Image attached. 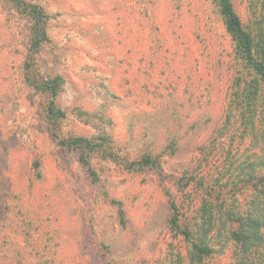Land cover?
<instances>
[{"label": "rangeland", "instance_id": "obj_1", "mask_svg": "<svg viewBox=\"0 0 264 264\" xmlns=\"http://www.w3.org/2000/svg\"><path fill=\"white\" fill-rule=\"evenodd\" d=\"M25 1L47 40L31 52L32 19L0 0V264H235L230 215L264 174V82L217 0ZM232 2L264 58V0ZM76 136L103 144L60 142ZM184 231L212 248L202 262Z\"/></svg>", "mask_w": 264, "mask_h": 264}, {"label": "trees", "instance_id": "obj_2", "mask_svg": "<svg viewBox=\"0 0 264 264\" xmlns=\"http://www.w3.org/2000/svg\"><path fill=\"white\" fill-rule=\"evenodd\" d=\"M10 1L21 12L27 14L32 19L30 51L38 52L42 43L47 40V14L44 8L38 4H27L25 0ZM217 2L227 33L237 43L243 58L250 66L256 78L264 82V58L257 51L255 39L245 29L232 0H217ZM262 50H264L263 47ZM28 58L30 59L32 56L29 55ZM31 66V63L27 61L25 68L29 70ZM27 79L36 89L43 88L53 98L59 94L62 84L61 77L58 76L47 80H40V77L34 73V75L28 74ZM48 110L51 118H61L65 115L64 111L55 109L53 101ZM60 142L66 147L94 150L103 144V142H94L82 136L61 139ZM85 163L88 164L89 161H85ZM89 170L94 174L91 167ZM256 190L257 193L252 195L249 202L250 205L243 213L230 215V220L234 224H237V228L232 229L230 232V237L237 246V261L235 264H264V174L258 178ZM172 223H176V216L172 219ZM184 235L192 243L194 258L198 262H202L204 257L209 256L213 252L212 248L201 246L197 241H193L190 231H184Z\"/></svg>", "mask_w": 264, "mask_h": 264}]
</instances>
